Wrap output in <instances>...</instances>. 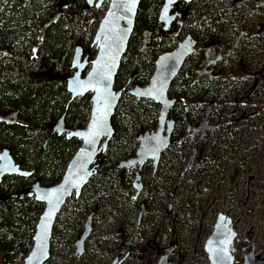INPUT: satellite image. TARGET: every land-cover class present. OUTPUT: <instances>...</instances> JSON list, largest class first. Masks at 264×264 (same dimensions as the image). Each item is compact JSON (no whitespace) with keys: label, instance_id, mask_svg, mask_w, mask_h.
Returning a JSON list of instances; mask_svg holds the SVG:
<instances>
[{"label":"trees","instance_id":"1","mask_svg":"<svg viewBox=\"0 0 264 264\" xmlns=\"http://www.w3.org/2000/svg\"><path fill=\"white\" fill-rule=\"evenodd\" d=\"M226 1L205 0L194 6L179 0L176 8L184 11L187 18L183 20V28L178 30L175 25L164 29L158 20L163 0H140L127 48L115 76V87L125 85L130 79L134 80L133 85L145 84L152 74L157 55L173 48L184 31L200 36L220 24V32H224L231 17L242 23L235 34V43L240 41L241 35L250 33L245 25L249 21L245 15L231 13L237 2L232 0L225 6ZM259 3L257 0L256 5ZM101 5L88 4L86 0H0V148H8L22 168L32 171L29 175H8L2 182L3 192L8 195L0 201V264H22L31 248L36 221L43 209L42 202L16 191L36 180L45 185L59 181L80 144L76 136H67L65 130L59 132L54 126L59 118L67 128L82 127L88 120L91 93L71 98L66 82L75 69L72 55L76 49H82V56L86 53L91 59L94 56L90 43L95 24L103 15ZM234 52L233 46L228 47L229 56ZM204 57L202 51L193 53L172 80L169 94L176 96V101L169 114L176 121L175 136L183 138L162 152L157 170L152 161L141 168L142 175L151 176L140 194L148 207L161 200L178 172H182V167L178 166L188 156L186 152L193 133L206 123L213 128L218 123L225 124L230 118L223 119L231 115L227 104L239 99L240 95L231 90L233 83L217 80L225 73V65L221 64L217 69L218 75H215L216 70L209 73L208 66L202 67ZM199 69L203 73L196 80ZM159 108V103L153 99L137 98L127 90L122 92L111 118L113 132L96 158V170L80 195L69 196L57 214L50 255L43 264H91L93 261L105 264L107 255L112 254L111 244L115 238L125 243L142 238L141 229L129 230L127 224L119 225V234L114 225L119 214L113 216L110 212L111 197L121 186L126 205H138L139 198H134L131 183L135 171L120 168L118 163L135 153L140 133L157 126ZM7 113L15 115L11 117L15 120L1 118ZM207 116V121H203ZM221 136L222 133L212 141L211 154L205 155V161H215L210 170L220 167L221 156L214 155L217 151L214 144ZM197 160L204 159L199 155ZM205 163L186 178L188 182L195 177L199 183L198 176L208 169ZM194 202L184 197L178 203L179 207L187 209ZM91 212L93 231L83 255L77 254L73 244ZM129 223L133 225V221ZM236 245L241 247L243 244L237 239ZM81 256L84 257L81 259ZM76 257L77 261L74 260ZM235 262L240 260L236 258Z\"/></svg>","mask_w":264,"mask_h":264},{"label":"rangeland","instance_id":"2","mask_svg":"<svg viewBox=\"0 0 264 264\" xmlns=\"http://www.w3.org/2000/svg\"><path fill=\"white\" fill-rule=\"evenodd\" d=\"M204 1L192 0L189 3L196 6L197 3L203 4ZM259 1L258 6L250 3H248V7L245 4H238L236 9L231 12L232 14L235 12L234 15L237 16L245 15L249 21L245 25L250 33L241 35V39L237 43H235V34L237 35L236 30L242 26V23H239L236 18L228 19V27L224 28V32H220L222 27L220 24H217L216 28H209L200 36H193L191 32L184 31V34L190 33L201 44L202 42L209 43L212 40L217 41L214 52H212L215 61L213 63V60L208 59V63L205 65L210 67L211 72H215L221 64H224L225 73L219 75L217 80L220 79L219 81L222 83L225 81L233 83L231 90L240 96H238L239 99L227 104L231 115L223 121L230 118L229 121L225 124L218 123L216 128L208 126L203 134H200L198 130L190 138L191 143L186 155H190L195 149L194 166L182 174L180 171L178 172L177 179L172 185L173 190L166 191L165 196L159 202L150 206L145 216L144 226L139 227L142 232L140 241L151 237L149 238L150 243L160 241V245H167L170 241L178 240L175 251L171 254L172 260L168 264H209L208 256L204 250L205 239L211 232L215 213L228 211V209L231 211L238 239L247 244L242 250L247 252L254 246L253 251L258 252L257 256H259L260 251L257 250L259 247H263L264 253V223H262L264 222V0ZM231 2L232 0H227L223 5L227 6ZM246 2L254 3V0H246ZM106 7L107 0L101 5L102 14ZM99 21L100 18L95 24V30ZM93 37L90 45L95 55L97 49ZM230 46L234 47L235 52L229 56L228 47ZM219 47H222L221 55L216 53ZM88 54H83L86 55L88 64L84 68L85 71L90 65L89 60H91ZM234 67H236L235 70H233ZM133 82L134 80L130 79L125 84L126 87L133 86ZM261 107H263L262 110ZM63 126L59 119L56 128L62 130ZM220 133H222L221 139L216 140L217 143L214 144L217 150L214 155L220 154L219 156H221L220 167L210 170L215 161L210 159L205 161V155L211 154L213 151L210 149L212 141L218 139ZM200 147L204 148L200 149ZM199 155L204 159L203 161L197 160ZM186 160L178 167L184 168ZM204 162L208 168L205 171L208 173L204 172L198 176L199 183L195 181V177L192 182H188L186 178L194 175L195 169L202 166ZM133 171L135 170L133 169ZM232 176L235 178L231 179ZM150 177V174L143 173L141 176L143 184ZM121 188L119 186L113 192L111 197L113 205L110 212L112 211L113 216L119 214L116 216L114 224H127L131 230L134 229L133 225H135L140 205L128 207ZM134 192L135 187L132 186L133 195ZM138 197L141 200V196ZM184 197L195 202L191 203L186 211L181 209L180 224L179 220L175 219L174 222H171L161 212L168 207L177 210ZM129 221H133V225L128 224ZM83 257L81 256V259ZM107 257L106 261H109L110 254ZM74 260L77 261V257ZM96 263L97 261H93L91 264ZM130 264L141 263L139 259H133Z\"/></svg>","mask_w":264,"mask_h":264},{"label":"water","instance_id":"3","mask_svg":"<svg viewBox=\"0 0 264 264\" xmlns=\"http://www.w3.org/2000/svg\"><path fill=\"white\" fill-rule=\"evenodd\" d=\"M88 4L101 5L105 0H86ZM179 0H163L158 13V20L164 22V29L168 28L176 16L171 12L174 4ZM191 1V0H183ZM140 0H107V7L100 18L95 30L93 41L96 43V54L90 61L88 69L86 55L82 56V49H76L72 57L75 70L68 76L66 86L70 97L91 93L90 113L87 122L82 127L67 128V136H76L80 144L68 160L59 181L53 184H41L38 180L16 191L17 194H26L43 203L35 230L32 236V245L25 255L22 264H43L50 255V243L53 225L57 214L67 198L71 195L79 196L84 185L96 170V158L106 147L112 135V115L123 91L127 90L137 98H150L160 105L158 125L155 129L146 130L138 136L139 142L132 156L121 159L119 166H136L134 176V197L142 189L143 183L139 169L148 159L153 160L154 166L158 165L160 155L171 141L174 119L169 117L171 106L176 101V96L169 95L172 80L180 70L185 57L191 53L195 39L187 34L175 47L157 55L154 70L148 81L143 85L115 87V76L120 66L122 56L127 48L131 35L135 14ZM9 117L15 115L6 114ZM61 123L63 119L59 118ZM60 130V131H62ZM195 150L183 168L184 173L192 164ZM0 175L14 173L29 175L31 170L22 168L15 162L8 148L0 150ZM8 193L0 192V201ZM145 208V201L140 200L139 215ZM90 213L85 227L77 239L79 249L84 244L91 230ZM236 230L231 225V217L223 212H218L214 229L204 242V249L209 258V264L234 263V237ZM240 264H264V257L255 256L254 252L244 253Z\"/></svg>","mask_w":264,"mask_h":264},{"label":"flooded vegetation","instance_id":"4","mask_svg":"<svg viewBox=\"0 0 264 264\" xmlns=\"http://www.w3.org/2000/svg\"><path fill=\"white\" fill-rule=\"evenodd\" d=\"M183 1V0H182ZM192 1V0H191ZM217 1H220V0H217ZM234 2H237V5L238 4H245L246 5V7H248V3H250V4H256L257 3V0H254V3H251V2H246V0H233ZM178 2V1H177ZM176 2V3H177ZM188 2H190V1H188ZM176 3L174 4V7L172 8V10H171V12H174V11H177L176 12V16H175V18L172 20V22H171V24H170V26L169 27H171L172 25H175V28H177L178 30H181L182 28H183V20L185 19V18H187V16L185 15V12L184 11H182L181 12V10L179 9V8H176L177 6H176ZM196 5H200V4H196ZM161 22V21H160ZM161 24H162V27H163V25H164V22H161ZM168 27V28H169ZM164 28V27H163ZM167 29V28H166ZM187 34H189V33H185V34H183V36L176 42V44L175 45H177V43L179 42V41H181ZM192 34V33H191ZM144 35L147 37V34L146 33H144ZM193 36H195L194 34H192ZM196 41H195V43H194V45H193V49H192V51H191V53H189L186 57H185V60H184V62L186 61V59L189 57V56H191L193 53H196V54H199V52L200 51H202V53L203 54H205V57H204V61L205 62H202V67H204V65H205V63H208L207 62V60L209 59V60H213V63H214V61H215V58L214 57H212V52H214V46L217 44V41L216 40H212L211 42H209V43H207V42H202V44L201 43H198L197 42V39L196 38H194ZM174 45V46H175ZM173 46V47H174ZM172 49V48H171ZM1 51V50H0ZM218 51V52H217ZM216 51V53L217 54H219V55H221L222 54V47H219V49ZM5 52V51H4ZM220 52V53H219ZM74 54V53H73ZM72 57H73V55H72ZM241 61V60H240ZM183 62V63H184ZM241 63V62H240ZM183 66V65H182ZM206 66H208V65H206ZM210 68V67H209ZM235 68L236 67H234V70H235ZM75 70V69H74ZM73 70V71H74ZM180 70H181V68H180ZM180 70L178 71V73L180 72ZM198 71V70H197ZM207 72H209V73H215V72H211V69H208L207 70ZM73 73V72H72ZM71 73V74H72ZM178 73H177V75H178ZM203 73V70L202 69H199V72L197 73V75L195 76V79L196 80H198V77H199V75H201ZM216 73L217 74H215V75H218V72H217V70H216ZM70 74V75H71ZM176 75V76H177ZM175 76V77H176ZM170 95V94H169ZM171 96V95H170ZM174 105V104H173ZM172 105V106H173ZM172 106H171V108H172ZM159 107H160V105H159ZM170 108V109H171ZM168 116L169 117H172V116H170V114H168ZM1 118H9V119H12V120H15V119H13V118H11V117H9V116H7L6 114H2L1 115ZM173 118V117H172ZM174 119V118H173ZM58 120L59 119H57V121L55 122V126H54V129L55 130H57V131H59V132H61L60 130H58L57 128H56V124H57V122H58ZM203 121H207V117H205V120L203 119ZM15 122V121H14ZM209 122V121H208ZM204 123V122H203ZM210 123H206L205 125H203V127H201L200 128V134H203L204 132H205V128H208V126H210V127H212L211 125H209ZM157 125H158V121H157ZM175 125H176V121H175V119H174V127H173V129H172V133H171V141H170V143L168 144V146L169 145H171L174 141H180L183 137L182 136H178V137H176L175 136V134H174V132H175ZM157 127V126H156ZM155 127V128H156ZM155 128H153V129H155ZM196 132V131H195ZM143 133V132H142ZM193 134H195V133H193ZM190 135H192V134H190ZM181 137V138H180ZM139 140V139H138ZM167 146V147H168ZM166 147V148H167ZM3 148H5V147H3ZM3 148H0V150H2ZM165 148V149H166ZM165 149H163L162 150V152L165 150ZM195 150V149H194ZM162 152H161V155H162ZM11 153V152H10ZM161 155H160V157H161ZM191 155V154H190ZM190 155H188V158H187V160L186 161H188L189 160V156ZM195 156H196V154H195ZM194 159H195V157H194ZM194 159H193V161H192V164H191V166H193L194 165ZM198 159V158H197ZM160 160V159H159ZM148 161H152V164H153V160L152 159H148L146 162H148ZM16 162V161H15ZM146 162H144V164H143V166L145 165V163ZM187 163V162H186ZM1 166V165H0ZM142 166V167H143ZM190 166V167H191ZM141 167V168H142ZM157 167L158 166H154V164H153V168H154V170H156L157 169ZM189 167V168H190ZM120 168H132V169H134L135 170V172H136V170H137V167L136 166H131V167H125V166H123V167H121L120 166ZM141 168L139 169V172H140V170H141ZM188 168V169H189ZM1 169V168H0ZM187 169V170H188ZM186 170V171H187ZM182 171H183V168H182ZM141 173V172H140ZM181 174H182V172H180ZM12 174H14V173H3V174H1L0 175V192H3L4 190L2 189V182H3V180H4V178L6 177V176H8V175H12ZM19 175V174H18ZM134 176H135V174H134ZM141 176H142V174H141ZM177 179V176L173 179V184H174V182H175V180ZM131 183H132V186H134V178L131 180ZM143 183V182H142ZM146 182H144V184H143V186H142V189L140 190V192L143 190V188L145 187V184ZM172 184V185H173ZM28 186V185H27ZM24 187V186H23ZM173 190V187L171 186V188L169 189V192H171ZM140 192H139V194H140ZM137 195L136 197H134L135 199H138L139 197L138 196H140V195ZM134 196V195H133ZM165 195H163L162 196V198L164 197ZM145 201V208L143 209V211L141 212V214L139 215V210H140V206H139V209H138V213H137V215H136V218H135V225H133L134 227H137V228H139L140 226L141 227H143L144 226V224H143V221H144V219H145V216H146V214L148 213V209L150 208V207H148V203L146 202V200H144ZM138 204L140 205V200H139V202H138ZM181 209L183 210V211H186L187 209H183V208H181V207H177V210H175L174 208L173 209H171V207H168V208H164V210L161 212V213H163L164 214V216L166 217V218H168L171 222H174V219L175 220H179V224H180V221H181ZM230 209H228V211H217L216 213H215V218H214V221H213V224H212V229H211V231L214 229V223H215V221H216V218H217V215H218V212H223V213H225V214H227L228 216H230L231 217V225L233 226V228L235 229V227H234V223H233V217H232V214H231V211H229ZM92 213V212H91ZM90 214V213H89ZM88 214V215H89ZM186 214H187V212H186ZM88 217V216H87ZM87 217H86V219H85V221H84V223H83V225H82V228H81V230H80V232H79V234L77 235V237H76V239H75V241H74V244H73V246H74V248H75V253H77V254H81L82 252H84L85 251V248H86V241H87V239H88V237H89V235H91V233H92V231H93V214H92V217H91V230H90V233H89V235L87 236V238H86V240H85V242H84V244L81 246V249H79V246H78V244H77V239H78V237H79V235L81 234V231H82V229L85 227V223H86V220H87ZM172 219V220H171ZM116 227H117V229L116 230H118V228H120V226H119V224H114ZM171 226V225H170ZM121 229V228H120ZM119 231V230H118ZM118 231H116V236L118 237V235L120 234V231H119V234H118ZM211 233V232H210ZM209 233V234H210ZM208 234V235H209ZM208 237V236H207ZM206 237V238H207ZM149 238H151V237H146V240L145 239H142L141 241H140V239L141 238H139L138 240H137V242H135V240H129V242H127V243H125V241L124 240H122V239H118V238H115L113 241H112V244H111V246H112V249H111V251H112V254H111V257H110V260L109 261H106L105 262V264H130V263H132V260L133 259H139L140 260V263L141 264H168L169 262H171V254H172V252L173 251H175V248H176V243H177V239H176V241H170L167 245H160L159 244V242H154L153 244L152 243H150V239ZM239 237L237 236V231H236V235H235V237H234V251H233V253H234V263L233 264H237V263H239V262H235V259L237 258V254H236V248H237V245H236V240L238 239ZM206 240V239H205ZM241 242V241H240ZM243 244H244V242H243ZM246 245V244H245ZM205 250V249H204ZM252 251H253V249H251ZM250 250V251H251ZM254 252V255L255 256H257L256 254H255V251H253ZM207 254V253H206ZM208 256V255H207ZM208 260H209V258H208ZM240 264V263H239Z\"/></svg>","mask_w":264,"mask_h":264},{"label":"built area","instance_id":"5","mask_svg":"<svg viewBox=\"0 0 264 264\" xmlns=\"http://www.w3.org/2000/svg\"><path fill=\"white\" fill-rule=\"evenodd\" d=\"M262 223H264V222H262ZM239 241H241V242L243 243L242 240H239ZM244 246H247V244H246V245L243 244L241 247H238V246H237V248H236L237 258L240 260V262H241V259L243 258V254L245 253V251L242 250V248H243ZM252 249H255L254 246H252ZM257 251H260V254H261V256H260V254H259L260 257H264L263 247H259ZM257 253H258V252H255L256 255H257ZM240 262H239V263H240Z\"/></svg>","mask_w":264,"mask_h":264}]
</instances>
